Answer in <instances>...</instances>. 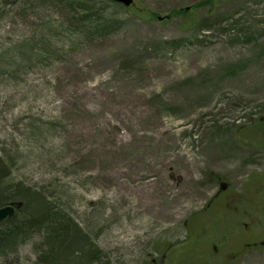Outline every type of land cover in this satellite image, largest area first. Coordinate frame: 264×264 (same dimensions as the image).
Instances as JSON below:
<instances>
[{
  "label": "rangeland",
  "instance_id": "1",
  "mask_svg": "<svg viewBox=\"0 0 264 264\" xmlns=\"http://www.w3.org/2000/svg\"><path fill=\"white\" fill-rule=\"evenodd\" d=\"M86 1L109 32L49 65L0 63L5 185L70 222L0 264H155L164 246L166 264L184 248L179 264H222L189 249L199 226L207 254L224 234L230 249L262 242L225 264H264V0ZM50 5L0 0V54L58 20Z\"/></svg>",
  "mask_w": 264,
  "mask_h": 264
},
{
  "label": "trees",
  "instance_id": "2",
  "mask_svg": "<svg viewBox=\"0 0 264 264\" xmlns=\"http://www.w3.org/2000/svg\"><path fill=\"white\" fill-rule=\"evenodd\" d=\"M22 1L26 7L32 9L36 7L43 9L51 6L50 4L53 3L56 7L55 11L60 15V18L58 20L47 19L41 24L48 22V24H53L56 27L60 25L64 33L57 36L58 29L56 28L53 29V36L50 37L49 32L52 29H49L46 32L47 36L43 34L41 38L36 39V32L28 34L24 32L22 39L5 46L1 51L3 53L0 54V63L5 62L10 67L16 64L14 70H25L29 66H37L39 64L49 65L48 63L57 61L65 54L70 53L75 45H82L87 40L104 35L107 33V30L108 32L111 30L110 27L112 25L107 23V21L99 22L101 14L98 8L96 10L95 5L88 3L86 0ZM62 6L65 7V11L70 15L69 19H66L64 16L62 17L60 12ZM46 16L48 18L52 17L50 13ZM56 21H58L59 25ZM38 25L35 26L34 30L38 28ZM54 36H57V38L52 40ZM67 40H72V44L68 46V49H65L63 45L67 43ZM59 41L61 42L60 44ZM7 53H9V60H5ZM2 167L0 159V191L10 190V193L6 195L0 194V206L8 203H21V205L17 207L15 214L11 218L0 223V243L4 244L0 247V254L6 253V251L9 252L18 244L25 243L32 238L46 240V244L51 248V242L54 240L53 245H55L57 238L60 239L61 233L68 231L66 229L69 227L66 224L70 222L66 220L65 213L61 214L56 210V206L48 197L39 195L34 198L35 190L28 186H22L21 182H12L5 185L7 180L4 178L5 175L1 174ZM8 195L12 196L9 197ZM82 250L84 248H80V252Z\"/></svg>",
  "mask_w": 264,
  "mask_h": 264
},
{
  "label": "flooded vegetation",
  "instance_id": "3",
  "mask_svg": "<svg viewBox=\"0 0 264 264\" xmlns=\"http://www.w3.org/2000/svg\"><path fill=\"white\" fill-rule=\"evenodd\" d=\"M220 178L221 177L218 176V179H220ZM204 232L206 233V230H204L203 227L199 226L197 229V232L195 233L196 235L193 238V240L196 242V244L193 245L194 246L193 249L195 250L197 257L205 258V259H209V260L213 259L214 262H216V263L225 264V263L229 262L232 258H234V257L236 258L237 253H240V252L246 250L247 247H259L260 244L262 243L261 241H260V243L244 242V243H242L241 248L234 249L233 245H232V248L230 249L229 244H231V240L227 241L225 239L226 235H224V234H221V236H217V238H216L217 234H215V235H213V237H209L210 248L212 249V251L210 254H207L205 252V251H208V249H209L207 247V245L204 244V246H200L201 244L199 245L197 242L199 236H201V234H203ZM212 240H215V242H213ZM169 249H170L169 246H164V249L162 250V252L160 254V258L159 259L153 258L152 261L155 262V264H166L165 261H166ZM212 256H215V257L212 258Z\"/></svg>",
  "mask_w": 264,
  "mask_h": 264
},
{
  "label": "water",
  "instance_id": "4",
  "mask_svg": "<svg viewBox=\"0 0 264 264\" xmlns=\"http://www.w3.org/2000/svg\"><path fill=\"white\" fill-rule=\"evenodd\" d=\"M115 2H119L125 6H128L132 3L133 0H113ZM19 205V204H17ZM15 204H7L0 207V222L10 218L15 213Z\"/></svg>",
  "mask_w": 264,
  "mask_h": 264
},
{
  "label": "bare ground",
  "instance_id": "5",
  "mask_svg": "<svg viewBox=\"0 0 264 264\" xmlns=\"http://www.w3.org/2000/svg\"><path fill=\"white\" fill-rule=\"evenodd\" d=\"M33 32H35V30Z\"/></svg>",
  "mask_w": 264,
  "mask_h": 264
}]
</instances>
